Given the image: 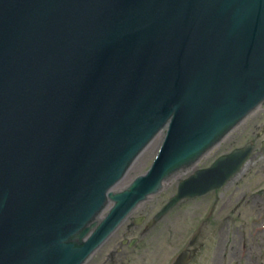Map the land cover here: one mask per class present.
I'll return each instance as SVG.
<instances>
[{
  "label": "water",
  "instance_id": "water-1",
  "mask_svg": "<svg viewBox=\"0 0 264 264\" xmlns=\"http://www.w3.org/2000/svg\"><path fill=\"white\" fill-rule=\"evenodd\" d=\"M263 101L264 0H0V264H83ZM167 124L153 171L111 193Z\"/></svg>",
  "mask_w": 264,
  "mask_h": 264
},
{
  "label": "rangeland",
  "instance_id": "rangeland-1",
  "mask_svg": "<svg viewBox=\"0 0 264 264\" xmlns=\"http://www.w3.org/2000/svg\"><path fill=\"white\" fill-rule=\"evenodd\" d=\"M258 118V116L253 117L251 122H256ZM158 143L159 141H156L138 160L131 170L126 183H129L149 168L157 155ZM231 144V141H229L222 147L216 148L196 169L211 165L220 154L229 151ZM248 166V168H254L252 173L256 174L258 180L264 179V153L253 157ZM187 176L188 174L180 175L167 183L166 189L156 200L163 201L169 197L177 187L179 180ZM238 181L234 180L222 193L217 195V203L214 197H209L208 199L195 200L180 210L183 213V218L187 219L186 222L189 221L190 223L189 232L198 225L197 219L203 217L205 213H211L212 209L215 212L213 215L215 222L222 223V229L217 230L213 240L214 248L208 249L202 260H199L198 257L200 250L194 264H264V215L261 218L256 217L264 214V205L261 207L255 204L247 207L243 206L234 215L231 208L238 202V193L245 189L244 186H241L240 191H237ZM226 216H232V219L228 221L225 219ZM186 237L187 234L183 236V239ZM179 241L176 237L175 243L177 244Z\"/></svg>",
  "mask_w": 264,
  "mask_h": 264
},
{
  "label": "flooded vegetation",
  "instance_id": "flooded-vegetation-1",
  "mask_svg": "<svg viewBox=\"0 0 264 264\" xmlns=\"http://www.w3.org/2000/svg\"><path fill=\"white\" fill-rule=\"evenodd\" d=\"M141 230L145 234L149 229L142 228ZM112 245L113 242L110 241L107 247L99 252L92 264H158L154 250L149 245L140 249H125L119 253L112 252Z\"/></svg>",
  "mask_w": 264,
  "mask_h": 264
},
{
  "label": "bare ground",
  "instance_id": "bare-ground-1",
  "mask_svg": "<svg viewBox=\"0 0 264 264\" xmlns=\"http://www.w3.org/2000/svg\"><path fill=\"white\" fill-rule=\"evenodd\" d=\"M160 141V143H162L163 141V136H160V138L158 139ZM160 143H159V146H160Z\"/></svg>",
  "mask_w": 264,
  "mask_h": 264
}]
</instances>
